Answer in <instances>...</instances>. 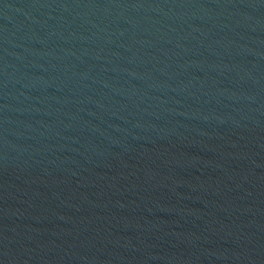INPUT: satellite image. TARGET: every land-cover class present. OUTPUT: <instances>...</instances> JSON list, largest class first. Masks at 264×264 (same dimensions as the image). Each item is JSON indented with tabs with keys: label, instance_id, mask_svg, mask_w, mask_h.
Returning a JSON list of instances; mask_svg holds the SVG:
<instances>
[{
	"label": "water",
	"instance_id": "1",
	"mask_svg": "<svg viewBox=\"0 0 264 264\" xmlns=\"http://www.w3.org/2000/svg\"><path fill=\"white\" fill-rule=\"evenodd\" d=\"M0 264H264V0H0Z\"/></svg>",
	"mask_w": 264,
	"mask_h": 264
}]
</instances>
